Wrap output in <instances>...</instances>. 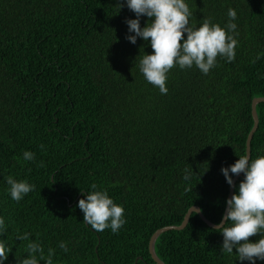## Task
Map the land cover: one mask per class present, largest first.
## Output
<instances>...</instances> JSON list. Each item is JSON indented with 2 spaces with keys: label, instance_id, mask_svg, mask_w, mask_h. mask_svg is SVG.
Here are the masks:
<instances>
[{
  "label": "trees",
  "instance_id": "trees-1",
  "mask_svg": "<svg viewBox=\"0 0 264 264\" xmlns=\"http://www.w3.org/2000/svg\"><path fill=\"white\" fill-rule=\"evenodd\" d=\"M185 3L195 27L210 17L223 28L236 11L235 60L218 56L207 75L176 66L161 94L139 70L150 39H126L135 35L126 20L137 18L127 0H0V240L12 248L3 264L27 258L30 242L45 257L54 249L53 264H156L152 235L181 225L193 205L221 221L231 187L221 169L247 155L252 103L264 96V0ZM148 22L140 17L141 28ZM257 111L250 160L264 156V101ZM8 176L35 188L16 202ZM93 183L124 208L117 233L83 222L78 202ZM213 228L194 211L160 234L156 252L166 264H251L222 253ZM23 233L29 240L16 238Z\"/></svg>",
  "mask_w": 264,
  "mask_h": 264
},
{
  "label": "clouds",
  "instance_id": "clouds-1",
  "mask_svg": "<svg viewBox=\"0 0 264 264\" xmlns=\"http://www.w3.org/2000/svg\"><path fill=\"white\" fill-rule=\"evenodd\" d=\"M119 6L123 7L121 4ZM127 7L137 18L126 20L129 32L135 33L126 36V39L133 44L137 37L145 41L150 39L153 52L144 53L139 61V70L147 82L159 88L161 94H167V74L176 66L182 70L195 66L207 75L217 66L218 56L226 58L229 63L235 60V50L238 47L235 37L238 33L237 25L233 21L237 18V13L232 8L228 9L229 21L222 28L213 23L210 17L204 18L199 27L191 25L190 18L193 13L185 0H127ZM141 16L149 18L143 28L140 26ZM259 58L258 55L256 59ZM23 159L33 161L35 154L25 151ZM39 166L44 167L43 162ZM184 171L183 179L189 181L194 172L192 168H185ZM221 171L229 186H234L229 173H243L244 179L239 183L238 191L226 200V212L211 230L223 235L222 253L232 254L235 249L240 261L247 260L255 264L256 259L264 260V156L250 160L248 156L241 155L233 165L222 168ZM6 182L10 185V196L16 202L35 188L26 180L17 181L11 176L6 177ZM91 189L92 191L87 192L86 199L82 198L78 202V207L84 214L83 222L97 232L110 228L113 233H117L126 223L124 208L116 204L106 190H97L95 183L91 185ZM189 190L193 191L191 188L186 189ZM6 231L5 219L0 217V235ZM258 234L261 238L251 242L249 238ZM16 238L24 241L30 237L28 233H23ZM59 248L64 252L68 251L64 241L59 243ZM11 251L12 248L6 246L4 240H0V264L8 259ZM27 251V258H19L18 264H39L37 253L45 264H53L54 249L49 248L45 257L41 244L30 242Z\"/></svg>",
  "mask_w": 264,
  "mask_h": 264
},
{
  "label": "water",
  "instance_id": "water-1",
  "mask_svg": "<svg viewBox=\"0 0 264 264\" xmlns=\"http://www.w3.org/2000/svg\"><path fill=\"white\" fill-rule=\"evenodd\" d=\"M261 101H264V96L262 97H256L254 98L253 100V103H252V114H253V117H254V126L252 128V130L250 131L249 133V136H248V139H247V155L250 159L251 157V140L254 136V133L256 131V129L258 128V125H259V115H258V111H257V104ZM242 175L239 174V175H235V177L233 178V182H234V186H231L230 187V192H229V196H228V199L231 198V196L234 194V189H235V183L236 181L238 180V178ZM228 205L226 206V209H227ZM198 212L199 215L201 216V218L206 221L209 225L211 226H215L216 223L210 221L205 215L204 213L202 212L201 208L197 205H193L192 207H190V209L188 210V212L186 213L185 215V218L182 222L181 225H168V226H165V227H162V228H159L151 237L150 239V243H149V249H150V252L154 258V260L156 261V264H166L157 254L156 252V241H157V238L160 236V234L166 230H169V229H182L184 228L189 220H190V217H191V214L192 212ZM226 212V210H225ZM225 214V213H224Z\"/></svg>",
  "mask_w": 264,
  "mask_h": 264
}]
</instances>
